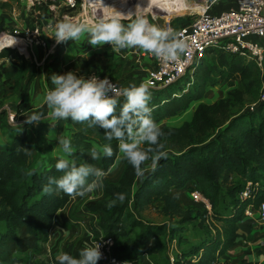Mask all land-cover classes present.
Segmentation results:
<instances>
[{
  "label": "trees",
  "instance_id": "obj_1",
  "mask_svg": "<svg viewBox=\"0 0 264 264\" xmlns=\"http://www.w3.org/2000/svg\"><path fill=\"white\" fill-rule=\"evenodd\" d=\"M118 1L115 0L113 4ZM186 24V21H181L173 26L179 28ZM3 29L4 23L0 22V31ZM210 51L211 56L202 58L198 64L193 80L184 76L165 86L149 88L153 91L149 107L157 124L162 119L176 117L187 110L191 102L203 98L208 85H215L220 80L233 84L236 78L240 79L243 89H247L253 97H258L259 93L264 91V65L261 68L255 60H248L223 48ZM14 53V48L4 47L0 50V57H8ZM95 60L91 57L87 62L93 65ZM25 66L23 62L18 71L8 70L3 84H12L11 80L15 77L17 84H20L25 76ZM33 75L34 72H31L27 82ZM183 79L186 80L185 83L181 82ZM27 82L17 109H21L25 99ZM243 89L230 91L227 98H221L211 104L200 102L192 119L185 121L181 127H162V136L159 139L164 146L172 145L178 142V139H198L174 154H167V158L160 159L156 169L146 172L139 185L136 186L137 176L133 166L123 158L125 169L120 179L116 182H104L105 197L92 198L86 202V207L100 217L98 228L95 229L96 236L101 233L105 236L116 235L118 244L119 236H127L131 228L140 226L143 232L134 242L135 246H142V251H148L150 254L148 248L153 244L159 230L144 223L135 215L133 209L142 210L159 200L162 201L165 211H179L181 207L171 189L187 185L191 191L199 187L212 202L214 214L223 222V226L218 236L196 248L197 252H202L198 260H186L183 264H227V261L221 263L220 257L235 246L239 238L246 237V232L240 226V222H247L244 220L245 208L250 203L258 206L264 201V113L261 112L264 109V100L254 110L227 115L229 99L234 95L233 97L242 100ZM219 113L224 116L223 119L219 117L222 120V129L207 131L215 125ZM3 114L4 111L1 110L0 118L5 116ZM67 121L73 125L70 140L77 163L86 162L105 172L109 171L119 153L118 141H106L102 128H88L86 123H76L71 119ZM57 123L62 125L60 121ZM50 126V122L46 120L35 125L24 122L22 128L32 129L33 135L20 136L22 128L16 129L12 142L0 150V222L4 225L0 229V264H21L23 257L16 253H42V243L47 237L43 231L53 227L55 214L70 199L63 192L56 190L55 186L51 193L43 191L50 177L62 175L55 169L58 155L49 158L47 164L40 168H36V164L31 161L32 151L44 157L53 149V142L47 137ZM198 132H202L203 136H198ZM213 134L215 135L212 136ZM104 144H110L113 156L108 158L101 154L99 160L93 161L88 155L90 149L93 146L100 148ZM142 167L144 168L145 164ZM233 173L245 181L258 183V190L252 198L233 197L231 203L234 210L219 214L217 209L223 198L221 182ZM240 187L238 184L232 186L231 194L234 196L240 191ZM117 193L126 194V199L123 203L116 201L113 207H109V202L115 200ZM126 240L131 243L129 238ZM117 244L116 249L122 255L143 257V253L126 254L122 251L124 248L121 247V250ZM54 261L58 264L56 259ZM33 264H49V261L44 258ZM175 264H180V260H176ZM256 264H264V260Z\"/></svg>",
  "mask_w": 264,
  "mask_h": 264
},
{
  "label": "clouds",
  "instance_id": "obj_2",
  "mask_svg": "<svg viewBox=\"0 0 264 264\" xmlns=\"http://www.w3.org/2000/svg\"><path fill=\"white\" fill-rule=\"evenodd\" d=\"M100 2L110 9L108 14L93 21L64 18L56 23V43L68 40L75 42L87 34L88 43L93 47L108 44L117 53L125 49H140L165 63H179L186 54L189 45L183 34L171 27L151 23L139 3L134 12L123 13L114 7L105 6L103 0ZM50 81L53 87L44 95L46 110L31 112L26 116L25 123L71 119L76 123H86L88 128H102L104 139L118 141L119 153L133 166L135 175L141 178L145 175L142 165L146 161L151 160L152 169L155 170L158 161L167 158L165 146L159 139L162 136L161 129L153 120L149 107L151 96L147 84L130 82L126 87H118L107 77L77 76L72 71L53 73ZM57 140L61 153L57 157L55 169L62 175L50 177L43 191L51 193L55 186L56 190L75 198L101 188L105 170L86 162L78 164L70 138L60 134ZM101 154L108 158L113 156L110 144L100 148L93 146L88 153L93 161L99 160ZM125 199L126 194L117 193L115 200L110 201L108 206L113 207L116 201L123 203ZM99 249L100 243H97L80 249L78 256L60 252L56 259L58 264H97L102 257Z\"/></svg>",
  "mask_w": 264,
  "mask_h": 264
},
{
  "label": "rangeland",
  "instance_id": "obj_3",
  "mask_svg": "<svg viewBox=\"0 0 264 264\" xmlns=\"http://www.w3.org/2000/svg\"><path fill=\"white\" fill-rule=\"evenodd\" d=\"M24 1L26 2V0H18L20 9L21 7L23 8ZM91 1H96V0H91ZM103 2H106V0H103ZM234 2L235 0H128V1L119 0L118 2L112 5L115 9L119 6H122V11L120 10V12L124 13L125 11H128V12L135 11V8H132V5L139 3L141 6H144L142 8V11L144 12L147 19L151 23L164 27L168 20H171L172 24H175L181 21H186L187 23L191 22L195 17L199 16V14L201 13L199 9H192V6L199 5L200 7L201 6L203 7V5L205 6L211 5L210 10H221V9L227 8L226 6L234 5L236 3ZM109 3H111V1L107 0V3L105 6H109ZM102 7H103V4H102ZM82 9L83 8H81L78 12L77 11L73 12L72 14L74 15V17L70 19H72L73 21H93L94 19L100 17L103 12V9L97 7L96 14H95V12H93L94 6H91L90 8L89 5L87 6L86 10L84 9L82 10ZM28 11L31 12V14H29L28 16V24H23L22 25L23 27L29 24L31 25L35 21V16L33 14L34 9L30 4H29V9H27V12ZM109 12H110V9L105 10L104 14H108ZM18 19H19V24H22L23 22H25L26 16L22 13L18 14ZM63 19L64 18L62 17L55 18L53 21L54 28H55L56 23H58L59 21ZM123 22L127 23L128 21H123ZM83 39H86L84 40L86 42L89 38L86 34H84ZM9 40H12V39L10 37H7L6 42L4 43H8ZM85 47L86 45L84 46V48ZM130 50H134V49H125L122 51L126 52ZM22 51H26V48H23ZM141 52L138 53V49L137 50L135 49V52H132L131 56H127V57L126 56L114 57V56H109L108 54H103L101 56L102 53H99L100 55H99L98 60H99V63L110 62V65H107L108 67H107V70L105 71L106 73L113 74L117 78L119 76H124L125 78L129 77L132 79V81L135 80V83L139 85L140 83H142V79L144 78L147 72L146 66L149 65L148 63L149 59L144 58L146 57V55L144 54V51H141ZM92 55H93L92 52L84 53L83 56H79L80 58L82 57L84 59L80 60L79 58V61H74L75 63L71 62L70 65L71 64L74 65L78 62L84 63L85 60H86L85 61L86 63L87 59L92 57ZM139 56L140 58H138ZM60 58L62 57H60V53H58L57 57L53 56L52 60L55 61V59H60ZM208 59H210V57ZM52 60L47 62L46 66H48V64L50 66L52 63ZM39 61L41 60L39 59ZM145 63L147 64L145 65ZM37 65L38 63H36V61L34 60L33 69L35 68L37 69L38 68ZM83 66L87 67L84 64ZM30 68H31L30 65L28 67L25 66V70H26L25 76L22 79L21 85L19 86L20 93H22V91L25 90L24 84L27 82V79L29 78V75L31 74L33 70ZM48 70L49 68L47 69V72ZM185 81H186L185 79L181 80V82L183 83H185ZM8 84H10V82ZM237 88L243 89L242 83L240 79L238 78H236L233 81V84H231L229 81L220 80L219 83L215 85H208L206 88L205 95L203 96L202 99L191 102L187 110L182 111L181 114H179L176 117L162 119L161 121H159L157 125L159 126L160 129L162 127H166V128L181 127L185 121L192 119L193 114L195 110L197 109L200 102H205L207 104L217 102L221 98H227L230 94V91H233ZM151 91L149 90L150 95L153 94V91L152 92ZM7 92L8 90L5 89L2 92V94L6 95ZM261 92L259 93L258 97L257 96L253 97L247 91V89H243V99L242 100L236 97H233L234 95L231 96L230 98L231 100L229 99L228 101L229 106L227 110V115H230L236 112H246L248 110H253V108L257 107L258 103L262 101L260 100L258 103L256 104L254 103V101L258 100V98L261 96ZM2 110L4 111V114H3L5 115L4 117H6V110L4 109ZM15 110H17L16 113L22 111L21 109H17V107ZM261 112L264 113V109ZM218 115L214 123L215 125L208 128L207 131L214 130V128H215V131H219L222 129L223 124L221 123L222 120L219 119V117L223 119L224 116L222 115V113H219ZM24 122L25 121L22 120L21 124H19L16 118H14L13 123L17 124L14 129L22 128V124ZM60 122L62 123L61 126L57 125L58 124L57 123L56 124L57 126H55L57 129L54 128L53 130H51V133L55 136V141L52 140L54 142L53 149L55 148V150L53 151L54 155H50V152H52L53 149L49 153H47L46 156L44 157L32 151L31 161L36 164L35 165L36 168L43 167V165L47 164V161L49 158L57 156L61 153V149L58 146L57 139L60 134L65 135L64 131L66 129V124L69 122L67 120H61ZM198 133H199L198 136H203L202 132H198ZM19 134L20 136H24L25 134L32 136L33 131L31 129H28L26 131L22 128ZM214 135L215 134H213L212 136ZM49 137H51V135H49ZM194 139L197 140L198 138L195 137ZM196 140L187 138L181 141L178 139V142L172 143V145L170 144L165 145L164 151H166L168 155L174 154L176 151L182 149L184 146L194 143V141ZM28 147L30 146L28 145ZM121 155H122L120 156L121 159L119 160L120 162L117 165H115V167L113 166V169H111V171L107 173L105 177L102 178L103 186L101 188L94 190L91 193L86 194L84 197H75V198L70 197L66 205L61 207L55 214L54 224L56 223V219L59 216V212H60L61 213L60 216L62 217V219L65 218L63 223L65 225H70V226L72 225L73 231L81 233L84 238L87 237V239L89 238V239L94 240L103 235V233H101L99 236H96L95 229L98 228L100 217H99V214L92 212L90 209L86 207V202L92 198L99 199V198L105 197L106 194L104 191V182L106 180L111 181V182H116L120 179L125 169V164L123 161V154ZM144 169H145V173L148 171H153L151 160H148L145 162ZM143 178L144 177L142 178L137 177L136 186L140 184ZM246 182L247 181L240 178V176L237 175L236 173L231 174L227 180L221 182L223 198L217 209V212L219 214H226L234 210L231 200L233 197H235L236 199L241 198V191L245 188ZM237 184L241 185L240 191H237L235 195L233 196L230 190L232 186H235ZM171 192L173 196L175 197L177 204L181 207V210L179 211H172V212L165 211L162 208V201H159V200L152 202L149 206H147L146 208L142 210L133 209V212L135 213V215L138 216L144 223L151 224L152 226L156 227L159 230V233L156 234V239H154L153 244L148 248L150 251L149 256L153 259V261L156 264H171L170 253L174 254L175 260H180V264H182L186 260H192V256L194 254L201 253V252L200 253L197 252L196 248L198 246L204 245L206 242L211 241L216 236H218V234L220 233L219 231L221 230L223 226V222L219 220L215 214L213 215V220H211L210 222H207L204 220V217H203L204 211L203 209H201L199 204H197L196 202L192 200L191 195H190V189L189 187H187V185L184 187L172 188ZM64 207H66L67 209L64 210ZM246 223L247 222L242 221L240 222V226H245ZM3 227H4L3 223L0 222V229ZM130 230L131 231L129 234H127V236H123V237L119 236L117 245L120 246L119 247L120 249L121 247L124 248V250L122 249L121 250L124 251L126 254H132V255H138L139 253L142 254L143 247L142 246L136 247L134 242L138 239V237L143 232V228L140 226H135L134 228H131ZM45 231L46 229L43 232L44 234H46L47 237H46L45 242L42 243L43 248H45L44 245L46 244L47 239L49 238V234L46 233ZM127 238L130 239L131 243H129V241L126 240ZM93 240L91 242V245L93 244ZM87 244L90 246V242H88ZM238 246L239 245L237 242L235 246L230 248L232 251L229 254H227L229 256V259L226 260L225 257L221 256L220 257L221 263H223L224 261H227L228 262L227 264H244V260H241L238 262V256H239L238 252L240 250ZM262 250H264V246ZM16 254L23 257V262L21 264H33L35 261L45 258L43 252L36 253L34 251H28L25 253H16ZM248 264L250 263L248 262Z\"/></svg>",
  "mask_w": 264,
  "mask_h": 264
},
{
  "label": "built area",
  "instance_id": "obj_4",
  "mask_svg": "<svg viewBox=\"0 0 264 264\" xmlns=\"http://www.w3.org/2000/svg\"><path fill=\"white\" fill-rule=\"evenodd\" d=\"M96 1L31 0L30 5L34 9L33 14L35 16L34 23L0 32V37H10L15 42V44H4L0 47V50L4 47H11L15 50H23V48H26L25 52H28L29 49L33 53L36 45L47 48L50 41V31L53 30L55 32L53 26L55 18H73V12H78L81 8L86 10L88 5L90 8L94 6L93 12L95 14L97 7L103 9L102 15H104V6L102 7L100 1ZM210 8L211 5L205 6L199 16L179 28H175L171 20L166 22L164 27H171L175 31L182 33L189 47L186 54L181 57L179 63H165L144 52L150 59L151 65L146 69L147 72L142 82L147 84L149 88L165 86L184 76H188L193 80L198 64L202 61V58L209 56L210 50L215 48H223L229 52L237 53L248 60H255L263 68L264 0H237L234 5L218 11L210 10ZM92 75H96L100 79L107 77L112 83L118 87H122L120 81L113 74H108L102 70H92L86 77ZM50 88L48 87L47 90ZM260 100H264L263 90L261 96L254 103L256 104ZM14 115L13 113H8V118L11 122L14 121ZM257 190L258 183L254 184L251 180H247L245 188L241 191V198H252L254 192ZM190 195L192 200L203 209L204 220L207 222L213 220V204L201 189L195 187L190 191ZM252 217L264 220V201L258 206H255L253 203L247 205L244 210V220ZM97 243H100L99 250L102 253L101 259L97 262L99 264H155L149 256L148 251L142 252L143 257H128L122 255L116 249V235H102L94 239L92 245ZM150 244H152V241H150ZM201 254L202 252L200 254H194L192 260H198ZM170 260L171 264H175L176 260L173 253H170Z\"/></svg>",
  "mask_w": 264,
  "mask_h": 264
},
{
  "label": "crops",
  "instance_id": "obj_5",
  "mask_svg": "<svg viewBox=\"0 0 264 264\" xmlns=\"http://www.w3.org/2000/svg\"><path fill=\"white\" fill-rule=\"evenodd\" d=\"M115 0H112L111 3H109V7H113V2ZM127 1V0H126ZM236 2V0H235ZM234 2V3H235ZM104 4L106 2H103ZM233 3V4H234ZM29 4H31V0L24 1L23 8L19 6L18 0H0V22L4 23V29L3 32L11 30L13 27H21L23 24H28V16L31 14V12H27V9H29ZM138 4V3H137ZM136 4V5H137ZM229 5V4H228ZM136 7V6H135ZM144 7V6H141ZM230 7V6H226ZM20 9V10H19ZM105 10H108V7H104ZM218 11V10H213ZM134 12V11H133ZM24 14L26 16L25 22L22 24H19L18 14ZM124 13H128V11H125ZM23 27V26H22ZM0 31V32H2ZM50 41L49 46L47 48H44L42 46H35L33 49V55L31 51L28 49V52L22 51V50H15V53L8 56V57H0V111L2 109L6 110V117L0 118V150L10 144L16 134L15 126L16 123H12L8 118V113L15 114L14 117L16 118L17 122L21 124V121H26V116L30 115L31 112L37 111V110H46V107L44 106V95L47 91L48 87H53L50 81L51 74H65L69 71H72L77 74V76H87L88 73L92 70H107V65H110V62H104L99 63V53L108 54L109 56H131L132 52H135L134 50L130 51H120V52H113L111 49V45L105 44L103 46H97L93 47L89 45L88 40L85 42L82 37L73 42L71 40L62 42V43H56L54 40V31H50ZM87 35V34H86ZM5 36L0 37V47H2L4 42H6ZM53 38V39H51ZM10 44H15L13 40H9ZM86 47L84 48V46ZM51 48V51H50ZM22 49V48H21ZM137 50V49H136ZM142 50L138 49V53H140ZM92 52V58H95V63L93 65H89L88 62L81 63L78 62L74 65H70L71 62L79 61V56H83L84 53ZM60 53V59L52 60L53 56L57 57V54ZM142 53V52H141ZM53 55V56H52ZM91 58V57H90ZM140 58V56L138 57ZM144 58H148L147 56ZM39 59L41 61H39ZM48 59V60H47ZM84 58H80L82 60ZM89 59V58H88ZM87 59V60H88ZM149 59V58H148ZM34 60L36 63H38V68L33 69L34 67ZM52 63L49 66H46V63L51 61ZM25 62L26 66L28 67L30 65V69H33L34 75L27 82V91L25 99L22 103L20 112L16 113L17 110V104L22 100V96L20 93V85L22 83V80L20 84H17L16 77L11 80L12 84H3L4 80L6 79V72L8 70H12L13 72L18 71V69L21 66V63ZM75 63V62H74ZM109 63V64H108ZM149 65L146 66L150 67L151 61L149 59ZM41 64V65H40ZM83 64L87 67H84ZM147 63H145L146 65ZM36 65V64H35ZM82 66V67H81ZM49 68L48 72L47 69ZM91 69V70H90ZM117 78V77H116ZM143 78V77H142ZM122 87L128 86L130 82L132 81L131 78L124 76H119L117 78ZM25 85V84H24ZM4 88L8 90L7 94H2L4 91ZM15 111V112H14ZM5 122H4V121ZM51 126L50 130L48 131V140L53 142L55 141V136L51 133V130H53L56 127H52V125L57 126V121L51 120L49 121ZM35 125V123H33ZM57 124V125H56ZM73 128V125L69 122L66 124V129L64 131L65 137L70 138L71 129ZM24 130H28L23 128ZM57 129V128H56ZM32 130V129H31ZM70 131V132H69ZM51 135V137H49ZM53 140V141H52ZM54 143V142H53ZM55 148L50 152V155H54ZM119 156V157H118ZM118 156L116 158V161L114 163L117 165L121 159L120 156L121 153H118ZM113 166L111 169H113ZM106 172L109 173L111 171ZM67 209L64 207V210ZM61 213L59 212V218L57 217L56 223L54 226L50 229H46V233L49 234V238L47 239L46 244L44 245L45 248H43V254L46 260L49 261V264H55L54 259H56L57 255L60 252H67L73 256H78V251L82 249L85 246H89L87 243L91 242L93 239H87V237H83L81 233L74 232L72 225H65L64 219L60 216ZM241 228L246 232L245 238H239L241 240L238 241V248L239 250V256H238V262L241 260H244V264H256V262H261L264 260V250H262L264 246V220H261L257 217H252L247 220V223L245 226H241ZM232 250L230 249L223 257L229 259V254ZM57 260V259H56ZM253 262V263H252ZM98 264V263H97Z\"/></svg>",
  "mask_w": 264,
  "mask_h": 264
},
{
  "label": "bare ground",
  "instance_id": "obj_6",
  "mask_svg": "<svg viewBox=\"0 0 264 264\" xmlns=\"http://www.w3.org/2000/svg\"><path fill=\"white\" fill-rule=\"evenodd\" d=\"M128 1V0H127ZM183 5H185V4H183ZM135 6H136V4H134V5H132V8H135ZM149 8V7H148ZM204 8H205V5H203V7L201 6H199V5H197V6H192V9H199L200 11H203L204 10ZM116 10L117 11H122V6H119V7H117L116 8ZM163 14V13H162Z\"/></svg>",
  "mask_w": 264,
  "mask_h": 264
}]
</instances>
